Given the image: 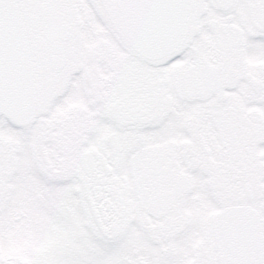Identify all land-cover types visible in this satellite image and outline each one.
Masks as SVG:
<instances>
[{
	"label": "snow or ice",
	"instance_id": "1",
	"mask_svg": "<svg viewBox=\"0 0 264 264\" xmlns=\"http://www.w3.org/2000/svg\"><path fill=\"white\" fill-rule=\"evenodd\" d=\"M0 264H264V0H0Z\"/></svg>",
	"mask_w": 264,
	"mask_h": 264
}]
</instances>
